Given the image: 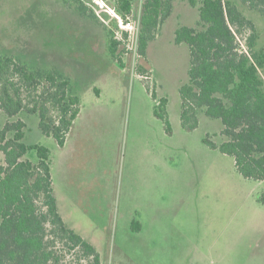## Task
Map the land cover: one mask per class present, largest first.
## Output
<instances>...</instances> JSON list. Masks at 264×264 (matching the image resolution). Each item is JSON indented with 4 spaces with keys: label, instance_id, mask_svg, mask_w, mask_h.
<instances>
[{
    "label": "rangeland",
    "instance_id": "rangeland-1",
    "mask_svg": "<svg viewBox=\"0 0 264 264\" xmlns=\"http://www.w3.org/2000/svg\"><path fill=\"white\" fill-rule=\"evenodd\" d=\"M145 1L131 0L132 12L142 13ZM202 1H174L146 58L116 37L126 48L119 63L109 48L117 17L129 15H122L123 0H0V56L58 72L80 98L68 148L43 135L37 116L20 117L25 143L51 152L60 215L93 241L103 264H264V181L243 178L232 157L204 144L223 141L220 120L199 112L193 131L181 122L179 88L189 82L190 50L175 44V32L198 27ZM232 1L254 24V49L264 51V15ZM251 33L238 35L245 52ZM154 91L168 99L170 135L155 117ZM6 120L0 116V130ZM28 158L37 161L35 153ZM134 218L145 225L143 235L132 232ZM56 250L67 252L62 244ZM64 260L91 264L79 250Z\"/></svg>",
    "mask_w": 264,
    "mask_h": 264
},
{
    "label": "trees",
    "instance_id": "trees-1",
    "mask_svg": "<svg viewBox=\"0 0 264 264\" xmlns=\"http://www.w3.org/2000/svg\"><path fill=\"white\" fill-rule=\"evenodd\" d=\"M175 0H146L143 4L138 51L147 49L159 28L173 12ZM264 15V0H240ZM78 5L81 0H66ZM197 6V0H190ZM125 14H131V0H123ZM118 27V26H117ZM201 27V29H198ZM198 27L181 26L175 44L190 50L189 82L179 88L185 129L195 130L198 115L220 120L221 143L209 138L204 144L232 157L240 175L264 181V51H256L254 24L246 19L232 0H203L199 6ZM252 33L241 48L238 35ZM125 37L126 34L124 33ZM110 53L119 59L123 42L113 35ZM141 65V64H140ZM123 66V65H122ZM144 70L148 68L142 65ZM158 102L154 114L167 134H172L168 99ZM81 112V101L71 83L56 71H33L11 56H0V116L7 121L0 130V264H67L66 253L79 250L91 264H103L95 247L69 228L59 213L53 182V160L48 148L27 145V113L39 118L43 135L63 148ZM35 153L37 161L28 157ZM264 204V195L261 198ZM138 231L140 225L133 223ZM62 244L67 252L58 251Z\"/></svg>",
    "mask_w": 264,
    "mask_h": 264
},
{
    "label": "built area",
    "instance_id": "built-area-1",
    "mask_svg": "<svg viewBox=\"0 0 264 264\" xmlns=\"http://www.w3.org/2000/svg\"><path fill=\"white\" fill-rule=\"evenodd\" d=\"M141 17L142 13L137 15L133 12L129 14L126 19L117 17L119 21V30L116 34L117 38H121L127 42L128 46H133L138 50V41L141 32ZM126 34V37L124 35ZM119 40V39H118Z\"/></svg>",
    "mask_w": 264,
    "mask_h": 264
},
{
    "label": "crops",
    "instance_id": "crops-1",
    "mask_svg": "<svg viewBox=\"0 0 264 264\" xmlns=\"http://www.w3.org/2000/svg\"><path fill=\"white\" fill-rule=\"evenodd\" d=\"M182 111V110H181ZM182 113V112H181ZM7 121V120H6ZM66 146V147H65ZM65 146L63 147V148H68V146H67V142L65 143ZM208 147V146H207ZM63 148H60L59 147V149H63ZM210 149V148H209ZM212 150V149H211ZM213 151H215V152H219V151H217V150H213ZM67 158H68V156H67ZM68 164H69V161H67L66 160V166H65V171H66V173H68ZM52 173H53V167H52ZM54 182V181H53ZM54 191H55V186H54ZM55 193V192H54ZM55 197H56V199H57V196H56V194H55ZM57 202H58V199H57ZM58 208H59V205H58ZM63 218V217H62ZM63 220H64V218H63ZM134 220V222L133 223H138L139 225H140V229L138 230V231H132L133 233H136V234H138V235H143L144 233H145V230H146V228H145V225L140 221V220H137V219H133ZM64 222H65V220H64ZM67 225V224H66ZM133 225V224H132ZM68 226V225H67ZM69 227V226H68ZM70 228V227H69ZM72 229V228H71ZM73 230V229H72ZM154 229H149L148 230V232L146 233V234H149V235H151V236H153L154 234H155V231H153ZM78 234V233H77ZM160 233H158V235H159ZM81 236V235H80ZM82 237V236H81ZM147 237V236H146ZM83 238V237H82ZM83 239H85V238H83ZM86 240V239H85ZM87 241V240H86ZM91 241V240H90ZM162 241V239H160V242ZM87 242H89V241H87ZM92 243H93V241H91ZM90 243V242H89ZM92 243H90L91 245H93ZM148 245H149V243H148ZM94 246V245H93ZM95 247V246H94ZM96 248V247H95Z\"/></svg>",
    "mask_w": 264,
    "mask_h": 264
}]
</instances>
